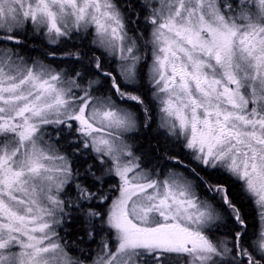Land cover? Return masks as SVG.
Segmentation results:
<instances>
[{"label":"snow or ice","instance_id":"1","mask_svg":"<svg viewBox=\"0 0 264 264\" xmlns=\"http://www.w3.org/2000/svg\"><path fill=\"white\" fill-rule=\"evenodd\" d=\"M0 264H264V0H0Z\"/></svg>","mask_w":264,"mask_h":264},{"label":"trees","instance_id":"2","mask_svg":"<svg viewBox=\"0 0 264 264\" xmlns=\"http://www.w3.org/2000/svg\"><path fill=\"white\" fill-rule=\"evenodd\" d=\"M245 215L249 217L248 223H253V220L255 219L254 210L251 207H248L245 209ZM99 242V238H97V243ZM92 249L95 250L96 244H92Z\"/></svg>","mask_w":264,"mask_h":264}]
</instances>
